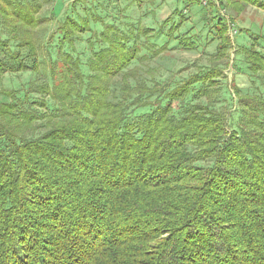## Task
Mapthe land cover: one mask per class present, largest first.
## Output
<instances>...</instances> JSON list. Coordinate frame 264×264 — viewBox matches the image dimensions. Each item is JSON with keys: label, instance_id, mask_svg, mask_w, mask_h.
<instances>
[{"label": "trees", "instance_id": "trees-1", "mask_svg": "<svg viewBox=\"0 0 264 264\" xmlns=\"http://www.w3.org/2000/svg\"><path fill=\"white\" fill-rule=\"evenodd\" d=\"M229 2L235 14L264 11ZM47 3L0 0V80L31 74L0 89V264H264V90L251 83L242 95L232 77L240 112L230 118L231 44L216 12L208 66L193 63L171 86L157 62L182 17L154 31L87 10L47 36L60 35L51 58ZM87 33L84 72L63 47ZM258 42L235 53L264 88Z\"/></svg>", "mask_w": 264, "mask_h": 264}, {"label": "rangeland", "instance_id": "rangeland-1", "mask_svg": "<svg viewBox=\"0 0 264 264\" xmlns=\"http://www.w3.org/2000/svg\"><path fill=\"white\" fill-rule=\"evenodd\" d=\"M229 1L232 0H223V5L227 10L230 20L235 23L238 32L237 36L233 37L226 31V36L231 45L228 50L229 67L226 71L224 70L225 78L222 79L221 86H223V93L225 98H227L228 104L231 102L229 100L232 92H230L231 89L228 87V84L232 80V77L236 80L242 95L245 93L251 94L255 91L251 83H255L262 91L264 90L263 85L248 72L241 54L235 53L238 49L248 48L251 40L256 37L259 41L258 51L264 55V11L261 7L248 5L243 11L235 14L228 6ZM135 2V0H48V3L43 7L42 13V15H47L50 18V23L41 35L42 47L46 51L45 54H48L51 58H55L60 35L56 34L51 44L47 43L46 38L51 32L56 31L59 23L65 17L76 20L77 16L83 17L87 14L86 11L90 10L100 18H105L107 22L114 21L117 23L122 22V24H132L138 19L153 28L154 31L158 30L159 23L164 19L171 17L173 23L177 24L181 22L180 17H182L185 22L180 30L174 34L173 38L169 40V53L165 54L166 57L163 61L157 62L166 71L164 72V78L169 76L171 86L185 79L195 71L192 67L195 66L193 63L198 62L201 66H208V59L215 54V48L218 44V41L214 39L212 29L218 12L215 14L216 11L203 9L194 0H156L153 7H148L146 4L138 7L137 4L135 5ZM257 2L264 6V0H257ZM171 23L164 28L163 34L167 33ZM93 31L99 32L100 27L98 25L94 26ZM182 35L190 37L188 40L195 45L194 50L180 48L176 37ZM89 37L90 33H87L82 36L81 41L74 42V49L68 43H65L63 47L64 52L71 54L73 57L80 58L81 68L84 72L86 68L85 63L89 55L86 44V40ZM0 38H4V32L2 31H0ZM164 41L165 38L159 35V37H156L151 42H154L157 46H161ZM97 47L96 45L95 50ZM41 58L42 54H39V59ZM43 58H46V56L44 55ZM16 76L5 75L0 80V89L12 85L15 86V84L17 85V83L21 82V79L27 82L31 78L30 73H23L17 76L18 78H15ZM231 105L229 107L230 118L233 116L236 118L240 112V107H238V99L234 94ZM147 111L148 109H146ZM175 112L178 113L177 111Z\"/></svg>", "mask_w": 264, "mask_h": 264}, {"label": "bare ground", "instance_id": "bare-ground-1", "mask_svg": "<svg viewBox=\"0 0 264 264\" xmlns=\"http://www.w3.org/2000/svg\"><path fill=\"white\" fill-rule=\"evenodd\" d=\"M217 2H218V5L221 6V8H223V13H226L227 14V10L226 8L224 7L223 5V0H204V5H205V8H213L216 13L218 12V5H217ZM214 11V12H215ZM218 18L222 20V22H224L225 24V15L223 14H220L218 13ZM228 16V15H227ZM229 18V17H228ZM229 21L231 23V25L235 26V23H233L230 18H229Z\"/></svg>", "mask_w": 264, "mask_h": 264}, {"label": "built area", "instance_id": "built-area-1", "mask_svg": "<svg viewBox=\"0 0 264 264\" xmlns=\"http://www.w3.org/2000/svg\"><path fill=\"white\" fill-rule=\"evenodd\" d=\"M194 1L200 7L205 8L204 0H194ZM217 5H218V2H217ZM218 13L225 15V26H226V29H227L228 34H230V36H233V37L235 35H237L238 30H237L236 26L231 25L227 14L226 13H223V8H221V6H219V5H218Z\"/></svg>", "mask_w": 264, "mask_h": 264}]
</instances>
